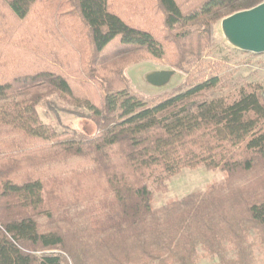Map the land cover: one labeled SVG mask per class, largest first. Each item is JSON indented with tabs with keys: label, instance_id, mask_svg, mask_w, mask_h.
Wrapping results in <instances>:
<instances>
[{
	"label": "trees",
	"instance_id": "trees-1",
	"mask_svg": "<svg viewBox=\"0 0 264 264\" xmlns=\"http://www.w3.org/2000/svg\"><path fill=\"white\" fill-rule=\"evenodd\" d=\"M263 2L0 0V264H60L34 255L53 250L72 264L99 252L111 264H194L198 250L251 264L255 242L264 248V92L209 98L217 77H187L149 103L122 72L150 60L188 73L215 23ZM51 97L84 110L95 133L42 124L36 106ZM71 159L85 166L41 173ZM198 167L225 179L152 209L150 187ZM80 202L92 211L82 229L67 210ZM42 216L67 226L40 232Z\"/></svg>",
	"mask_w": 264,
	"mask_h": 264
},
{
	"label": "rangeland",
	"instance_id": "rangeland-1",
	"mask_svg": "<svg viewBox=\"0 0 264 264\" xmlns=\"http://www.w3.org/2000/svg\"><path fill=\"white\" fill-rule=\"evenodd\" d=\"M155 71H172L170 81L162 87H153L146 82V76ZM122 75L126 80L127 87L138 94L144 101L152 103L164 95L174 93L178 88H185L187 77L197 82L199 78L217 77L219 86L208 94V97L223 96L230 91H234L245 84L258 85L264 92V53L252 54L240 51L229 44L221 30V21L213 25L212 42L203 54L200 65L184 73L173 69L167 63L141 60L130 64L123 69ZM47 100L53 101L54 110L47 105ZM39 120L44 125L51 126L57 133H68L76 135L85 133L93 135L95 129L85 118L86 112L75 109L54 98L41 100L36 106ZM85 163L79 159H71L59 165L44 167L41 173L50 175H68L73 170H81ZM225 179L223 173L219 171H208L203 167L195 169H183L175 176L164 182V192H156L152 187L151 206L158 209L168 204L172 200H180L188 195L204 193L209 187L221 184ZM86 203H73L68 207V216L76 227L82 229L86 226L91 209ZM50 221L46 217L37 219L40 232H47L55 225L67 226L63 219ZM251 242L255 241L250 238ZM253 251V261L251 264H264V248L255 242ZM36 257L42 255L60 256L63 260L60 264H72L61 251H43L34 253ZM194 264H217L211 258L198 250ZM231 251L227 258H232ZM105 256L99 253L87 255V264H111L105 260ZM140 263V262H139Z\"/></svg>",
	"mask_w": 264,
	"mask_h": 264
},
{
	"label": "water",
	"instance_id": "water-1",
	"mask_svg": "<svg viewBox=\"0 0 264 264\" xmlns=\"http://www.w3.org/2000/svg\"><path fill=\"white\" fill-rule=\"evenodd\" d=\"M221 30L234 48L252 54L264 53V2L224 18ZM172 75V71H155L146 76V82L153 87H162Z\"/></svg>",
	"mask_w": 264,
	"mask_h": 264
}]
</instances>
